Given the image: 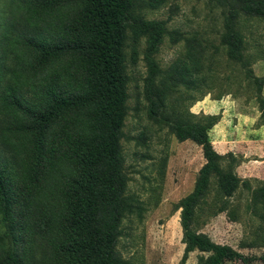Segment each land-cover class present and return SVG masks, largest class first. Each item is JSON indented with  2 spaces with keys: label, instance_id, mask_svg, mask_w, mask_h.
<instances>
[{
  "label": "trees",
  "instance_id": "16d2710c",
  "mask_svg": "<svg viewBox=\"0 0 264 264\" xmlns=\"http://www.w3.org/2000/svg\"><path fill=\"white\" fill-rule=\"evenodd\" d=\"M19 1L25 26L12 39L14 67L0 95V151L6 154L0 159L6 228L0 233V264H128L117 250L123 220L134 211L122 148L128 31L147 38L149 115L159 121L166 91L157 83L155 56L166 25L136 14V0ZM164 1L146 2L157 7ZM232 6L224 43L236 56L243 39L234 20L241 13L264 18V0H234ZM219 119L169 121L180 141L202 147L206 160L194 191L179 203L182 264L197 250L208 254L198 264H249L231 246L194 228L214 182L223 199L245 186L233 171L236 158L219 154L210 140ZM228 156L232 161L225 168ZM254 193L256 201L264 198V189Z\"/></svg>",
  "mask_w": 264,
  "mask_h": 264
},
{
  "label": "rangeland",
  "instance_id": "374dc122",
  "mask_svg": "<svg viewBox=\"0 0 264 264\" xmlns=\"http://www.w3.org/2000/svg\"><path fill=\"white\" fill-rule=\"evenodd\" d=\"M136 1V14L163 21L167 28L155 56L160 69L157 83L166 95L159 121L152 119L147 97V38L136 39L129 30L128 115L122 148L127 195L133 200L134 211L123 220L117 250L128 264H182L186 245L179 203L194 191L206 160L202 147L192 140L180 141L169 123L218 116V123L209 131L211 142L224 132L232 146L251 142L242 137L241 128L238 130L244 124L238 116L256 115L253 128L264 127V18L241 13L234 20L243 42L232 56L224 36L234 0H165L157 7H150L147 0ZM19 2L0 0V95L14 67L12 39L25 26V10ZM237 147L226 154L233 155L236 162L228 156L223 166L229 168L232 161L233 171L245 186L232 198L223 199L214 182L207 203L198 210L194 228L218 244L231 246L246 256L249 264H264V198L256 201L254 193L264 189V172L254 168L263 165L264 154L262 148L251 147V153L242 144ZM246 151L250 152L248 158H244ZM4 156L0 151V159ZM5 229L0 217V233ZM202 256L208 254L197 250L185 264H198Z\"/></svg>",
  "mask_w": 264,
  "mask_h": 264
},
{
  "label": "crops",
  "instance_id": "0c3cea01",
  "mask_svg": "<svg viewBox=\"0 0 264 264\" xmlns=\"http://www.w3.org/2000/svg\"><path fill=\"white\" fill-rule=\"evenodd\" d=\"M256 116V115H255ZM255 116H250L247 114H242L240 113L238 116V119L240 122H244V124H241V126L238 127V130H242V137L245 138V140H249L251 141L250 143H241L244 146V149L246 150H251L253 148H262L263 151L262 154H264V127H259V128H253L254 124H255ZM221 124V123H220ZM247 126V131H244V126ZM249 126V128H248ZM236 132V130L234 131ZM211 136L213 137V134H211ZM230 136L226 135V133H221L218 137H213V145L214 148L216 149V151L221 154V155H226L229 153L230 150H234L231 149L233 147L236 146V148H238V145L241 144H234V146H232L231 141L229 140ZM248 147V149L246 148ZM246 151L244 153V158H248L250 152ZM251 153H253V150H251ZM234 154V153H233ZM264 156V155H262ZM256 161V160H255ZM263 165L260 166H254V168H256L258 170V172H264V161L262 160Z\"/></svg>",
  "mask_w": 264,
  "mask_h": 264
}]
</instances>
